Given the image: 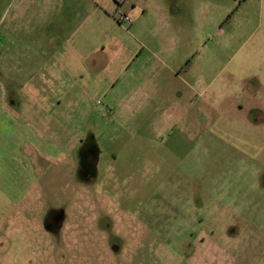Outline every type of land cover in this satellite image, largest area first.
I'll return each instance as SVG.
<instances>
[{
  "label": "rangeland",
  "instance_id": "1",
  "mask_svg": "<svg viewBox=\"0 0 264 264\" xmlns=\"http://www.w3.org/2000/svg\"><path fill=\"white\" fill-rule=\"evenodd\" d=\"M113 2L81 73L58 62L34 107L5 82L41 139L0 176V264H264V0ZM52 8L44 21L64 27L68 0L42 1ZM21 167L29 183L11 196Z\"/></svg>",
  "mask_w": 264,
  "mask_h": 264
},
{
  "label": "crops",
  "instance_id": "2",
  "mask_svg": "<svg viewBox=\"0 0 264 264\" xmlns=\"http://www.w3.org/2000/svg\"><path fill=\"white\" fill-rule=\"evenodd\" d=\"M42 1L12 0L10 4L13 5L11 7L8 4L1 23L3 42L0 49V121L2 124L4 123V126L0 132V176H4L8 180L9 171L15 172L11 161L18 160L14 157L18 147L25 144L37 147L41 136L38 128L34 125L35 119L38 120L37 115L34 114L37 112L36 109H27V116H23L20 120L15 119L10 112L9 102L4 100L6 96H9V88L5 86V82L17 81V86L26 89V95L32 97L28 104L34 107L36 97L38 98L42 94L41 92H47V87H41L39 81H43L47 85L48 81L57 79L56 65L58 62H63L65 67L68 66V74L82 72L74 69L73 65L81 67L85 62L87 57L85 56L87 47L85 41L89 39L88 36L91 32L102 34L103 25L97 24V22L110 18V11L107 7L114 5L113 0H68V13L63 20L64 27L55 28L48 23V20L46 23L44 17L55 13L56 10L52 8L48 13V11L40 9ZM115 1L118 3L116 9L121 10L130 6L133 13L141 0ZM124 12L130 16L133 15L130 10H124ZM25 20L29 21L28 26L24 25ZM37 21L44 23L45 27L37 25ZM62 32H66V35L68 33L67 40L63 36L65 42L68 41V45H66L67 42L62 43L58 39V35ZM79 33L82 35L79 36ZM9 34L10 38H8ZM77 36L79 37L76 39ZM14 37L18 40L16 41L17 45L12 41ZM21 41L23 43L20 44ZM104 48L105 44L100 43L90 50L89 55L98 54ZM26 50H30L31 53L27 54ZM37 102L40 103V99ZM3 132L6 136L3 135ZM46 150L41 151L46 152ZM49 150H47L48 153ZM21 168L18 173H14L12 176L10 173L12 182L8 185L9 189L7 190L11 196L13 192L16 195L21 194V190L29 183L28 175L23 173L24 167ZM0 183L2 184L3 181Z\"/></svg>",
  "mask_w": 264,
  "mask_h": 264
},
{
  "label": "flooded vegetation",
  "instance_id": "3",
  "mask_svg": "<svg viewBox=\"0 0 264 264\" xmlns=\"http://www.w3.org/2000/svg\"><path fill=\"white\" fill-rule=\"evenodd\" d=\"M91 152V151H90ZM94 152V151H93ZM92 152V153H93ZM86 159L88 160L89 164H92L93 163V156H90L89 152H86ZM50 214H48V221L50 222L49 223V227L51 228H60V230H62V225H63V222L64 220H62L64 217H63V210H60V209H50L49 211Z\"/></svg>",
  "mask_w": 264,
  "mask_h": 264
},
{
  "label": "built area",
  "instance_id": "4",
  "mask_svg": "<svg viewBox=\"0 0 264 264\" xmlns=\"http://www.w3.org/2000/svg\"><path fill=\"white\" fill-rule=\"evenodd\" d=\"M119 22L121 23H132L133 19L130 15L126 14V13H122L121 16L118 19Z\"/></svg>",
  "mask_w": 264,
  "mask_h": 264
}]
</instances>
